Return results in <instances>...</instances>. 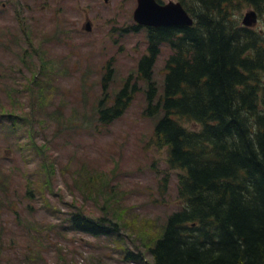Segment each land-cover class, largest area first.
Masks as SVG:
<instances>
[{
	"label": "rangeland",
	"instance_id": "1",
	"mask_svg": "<svg viewBox=\"0 0 264 264\" xmlns=\"http://www.w3.org/2000/svg\"><path fill=\"white\" fill-rule=\"evenodd\" d=\"M135 6L0 0V264H151L148 248L183 205L180 172L152 141L162 113L144 114L147 86L159 96L171 51L161 44L149 82L136 79L146 43L145 28L132 30ZM228 11L238 26L253 11L250 29L264 37V13L242 3ZM127 81L136 88L127 108L96 125L99 100L109 106ZM75 213L104 218L117 232H76L68 222Z\"/></svg>",
	"mask_w": 264,
	"mask_h": 264
},
{
	"label": "trees",
	"instance_id": "2",
	"mask_svg": "<svg viewBox=\"0 0 264 264\" xmlns=\"http://www.w3.org/2000/svg\"><path fill=\"white\" fill-rule=\"evenodd\" d=\"M179 3L191 26L145 28L137 62L136 79L147 83L159 46L171 51L159 96L147 86L144 114L162 113L152 141L165 148L167 167L180 172L176 196L183 204L147 252L151 264H264V37L228 17L237 3L262 14L264 0ZM133 84L125 82L109 106L106 96L99 100L96 125L123 113ZM68 222L92 237L117 232L104 218L75 213Z\"/></svg>",
	"mask_w": 264,
	"mask_h": 264
},
{
	"label": "water",
	"instance_id": "3",
	"mask_svg": "<svg viewBox=\"0 0 264 264\" xmlns=\"http://www.w3.org/2000/svg\"><path fill=\"white\" fill-rule=\"evenodd\" d=\"M104 2L106 0H103ZM132 21L140 27H187L192 24L191 18L179 3L159 4L155 0H136L132 12ZM255 24V13L248 11L243 15L241 25L250 28ZM85 31H88L86 26Z\"/></svg>",
	"mask_w": 264,
	"mask_h": 264
},
{
	"label": "flooded vegetation",
	"instance_id": "4",
	"mask_svg": "<svg viewBox=\"0 0 264 264\" xmlns=\"http://www.w3.org/2000/svg\"><path fill=\"white\" fill-rule=\"evenodd\" d=\"M3 5V4H2ZM1 5V6H2ZM84 21H87L88 22V18H87V16L86 15H84ZM86 26H88L87 24H84V26H83V28H85ZM83 31V30H82ZM89 31V30H88Z\"/></svg>",
	"mask_w": 264,
	"mask_h": 264
}]
</instances>
